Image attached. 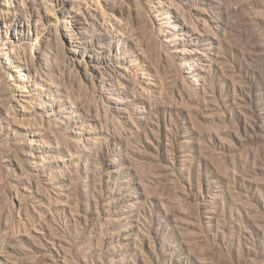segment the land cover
<instances>
[{
	"label": "rangeland",
	"instance_id": "1",
	"mask_svg": "<svg viewBox=\"0 0 264 264\" xmlns=\"http://www.w3.org/2000/svg\"><path fill=\"white\" fill-rule=\"evenodd\" d=\"M0 264H264V0H0Z\"/></svg>",
	"mask_w": 264,
	"mask_h": 264
},
{
	"label": "bare ground",
	"instance_id": "2",
	"mask_svg": "<svg viewBox=\"0 0 264 264\" xmlns=\"http://www.w3.org/2000/svg\"><path fill=\"white\" fill-rule=\"evenodd\" d=\"M83 29V28H82ZM76 39H80V37H77ZM78 41V40H77Z\"/></svg>",
	"mask_w": 264,
	"mask_h": 264
}]
</instances>
